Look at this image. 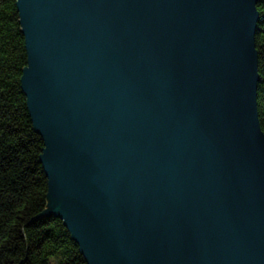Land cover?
<instances>
[{"label":"water","instance_id":"water-1","mask_svg":"<svg viewBox=\"0 0 264 264\" xmlns=\"http://www.w3.org/2000/svg\"><path fill=\"white\" fill-rule=\"evenodd\" d=\"M260 0H17L49 208L87 264H264Z\"/></svg>","mask_w":264,"mask_h":264},{"label":"trees","instance_id":"trees-1","mask_svg":"<svg viewBox=\"0 0 264 264\" xmlns=\"http://www.w3.org/2000/svg\"><path fill=\"white\" fill-rule=\"evenodd\" d=\"M258 110L264 131V0L257 5ZM28 53L17 0H0V264H87L49 208L48 179L22 87Z\"/></svg>","mask_w":264,"mask_h":264}]
</instances>
